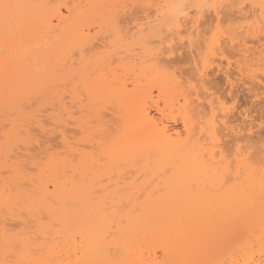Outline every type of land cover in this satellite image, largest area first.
Returning <instances> with one entry per match:
<instances>
[{
    "label": "bare ground",
    "instance_id": "1",
    "mask_svg": "<svg viewBox=\"0 0 264 264\" xmlns=\"http://www.w3.org/2000/svg\"><path fill=\"white\" fill-rule=\"evenodd\" d=\"M53 1L2 0L5 4L25 7L10 10L7 20L0 14V131H3L0 133V260L6 258V239L12 238L6 230L15 231L13 222L19 225L28 217L29 226L43 229L40 237L43 243L35 255H17L16 259L51 264H177L189 259H214L233 264L237 258L241 261L245 258L235 245L216 246L210 253L200 251L198 245L201 235L215 221L226 218L232 221L229 231L235 234L239 245L249 249L247 259L259 262L264 232V169L261 167L264 155L260 153L263 156L260 158L258 152L264 151L257 152L260 161H255L257 154L252 156L253 147L249 145L253 128H240L241 124L246 125V117L241 119L237 115L244 122L234 119L235 125L230 118L236 114H231L229 106L224 107L220 100L222 93L214 98V92L206 95L205 91L212 82L208 72L215 67L218 74L222 72L225 76L229 93L237 88H232L235 78V83L241 80L244 88L248 83L250 91L254 85L262 86L255 87L258 91L255 89V94L246 89L253 97L264 91L259 37L256 38L259 43L255 39L257 49L251 47L255 52L246 46V37L253 42L248 36L249 26L252 25L253 33L259 31L260 9H254L259 16L254 10L251 12V18L254 14L258 18L254 22L255 16L249 20L247 11L235 7L242 3L253 9L251 5L259 4L260 0H157V4L165 6L224 7L219 11L203 7L199 12L190 7L183 10L187 15L179 9L162 8V18L170 22L171 31L166 24L162 32H153L147 52L132 42V34L139 33L146 15L134 27L123 26L127 9L121 6L130 5L131 0ZM113 16L122 20L121 27L127 37L123 43H110L107 21ZM218 18L231 35L218 34L215 54L209 55ZM234 19L237 20L233 30ZM241 19L247 21L246 27ZM201 27L209 28L205 31L207 36L204 31L201 34ZM239 29L242 30L237 32ZM181 33L190 36L191 42L182 43ZM98 40H103L102 45H96L99 48L94 50L96 46H92ZM186 46L193 47L188 56L195 54L198 60L193 56L197 62L192 67L195 75L188 74L182 80L176 74V64H170L176 59L175 53ZM113 63H116L114 68ZM109 75L112 80L108 79ZM189 77L193 80L189 81ZM206 84L210 87L206 88ZM153 91L157 93L155 99ZM230 95L229 99H235V95ZM156 98L163 103L161 107ZM32 104L38 111L26 109ZM42 104L52 107L46 116L60 140L58 149L63 152H54L57 149L54 148L50 154L53 149H48L43 154L47 156L39 159V155L30 156L29 152L39 141L33 127L43 135L48 133L43 119L36 115ZM185 105L191 117L190 125L195 124L194 134L185 131ZM73 107L77 108L79 117ZM110 107L114 110L112 115L121 122L113 125L117 123L110 121L118 131L97 138L100 129L108 130L109 122L105 121L108 113H104ZM153 109L160 118L152 114ZM163 116H168L170 121L180 116L183 132L169 126V120ZM90 120H94V127L88 134L81 133L80 125L86 126ZM69 126H75L79 135H67ZM21 127L26 129L25 138L31 136L27 143H17ZM225 138L228 143H234L233 151L222 148ZM86 146L94 150L91 147L88 152ZM22 150L29 154V159L24 160L18 154ZM94 151L102 163L96 162ZM197 154L211 158L216 167H198ZM224 173L229 174L230 180L221 186ZM193 182L198 183L199 191L191 190ZM33 214L42 218L39 224L31 219Z\"/></svg>",
    "mask_w": 264,
    "mask_h": 264
},
{
    "label": "snow or ice",
    "instance_id": "2",
    "mask_svg": "<svg viewBox=\"0 0 264 264\" xmlns=\"http://www.w3.org/2000/svg\"><path fill=\"white\" fill-rule=\"evenodd\" d=\"M25 7L24 5L19 4H5L0 0V14H2L3 18L7 20L9 18L10 10L13 9H19ZM121 7L128 9L129 5L125 4ZM164 7L168 8H175L179 9L180 13L183 15H187L186 12L183 10L186 8L194 7L199 12L203 7L208 8H216L218 11L224 7V5H218V4H212V5H189V4H179V5H159V4H152V3H140V4H133L131 5L132 9H146L147 11L146 17L139 29V33H133L132 34V42L136 43V47L138 49H144L146 52L150 50L151 45V34L155 31H163V28L166 24L169 25V31H171V24L166 18H162V12L161 9ZM236 8L244 9L246 7L245 4H236ZM251 8L260 9V18L261 22L259 23V31L258 33H253L252 31V25L249 26V32L248 36L252 37L253 42L257 38V36L260 39V52H261V64H260V71L264 72V0H260L259 4H252ZM197 20H199V15H197ZM108 25L111 31L109 32L110 37V43L117 44V43H123L127 40V37L121 27L122 22L118 19V17H109L108 18ZM196 25L194 24L193 27ZM228 33L231 35L230 32H228V29L223 27V22L218 18L216 22L215 30L212 33L213 40L209 43L208 48V54H215V39L218 34L222 35ZM243 34V32H241ZM234 38V37H233ZM185 40L191 42L190 36H185L183 33H181V42L183 43ZM247 40V37H246ZM205 63H207V57H205ZM167 72V70H164ZM255 78V77H253ZM261 79H264V76L261 77ZM179 86V85H178ZM191 87V85H190ZM190 94V93H186ZM38 99H43V97H38ZM81 100L83 101V97H81ZM30 102H34L29 98ZM89 103H91V97H89ZM36 115H42V113H37ZM163 115V112L161 113ZM184 115V125H185V131L190 132L194 134V127L195 124L192 123L190 125L191 117L187 112L186 105L184 106L183 110ZM55 119V116H53ZM40 126L39 124L37 125ZM94 127V120H90L86 122V126L84 124L80 125V131L81 133L88 134L89 131ZM26 129L23 127L20 128V130L17 132V136L20 138L18 139L17 143H20L21 141L27 143L31 136L27 138L24 137V132ZM46 131V130H45ZM106 134L105 129H100L97 138L100 136H103ZM91 138V137H89ZM82 142H86L82 138ZM93 156L95 157V152H93ZM97 163H102L99 157H95ZM197 161H198V167L200 168H213L216 167V165L213 163L212 159L209 157L204 156L201 158L200 154H197ZM261 167L264 169V159L261 160ZM167 171V169L165 170ZM237 178H239L240 172L239 167L237 168ZM230 180V176L228 173H224L221 177L220 184L221 186L228 184ZM191 190L193 191H199V185L198 183L193 182L190 185ZM17 206H20V202H17ZM31 211V209H29ZM32 220L37 221V224H39L40 220L42 218H38L35 214L31 216ZM232 221L226 218H221L217 221H215L208 230H206L200 237V240L198 241L199 250L205 253H210L212 249L216 246H228V245H235L238 249V251L245 257L243 261L241 259L237 258L233 264H264V232H262L261 235V251H260V260L257 262L254 258L253 259H247L249 249L247 247H242L239 245L238 240L235 237V234L229 231L230 225ZM15 231H11V229H7L6 231L10 232V235L12 238L6 239L5 241V256L6 258L4 260H0V264H51V262H33V261H25L22 259H16L17 255L24 256V255H35V252L38 248V246L43 243L40 239L41 233L43 231L42 228L38 226H29V220L28 217H25L23 220H21V223L19 225L14 226ZM46 235V233H45ZM100 264H103V262H100ZM177 264H224V262H221L219 260L214 259H189V260H183L177 262Z\"/></svg>",
    "mask_w": 264,
    "mask_h": 264
},
{
    "label": "rangeland",
    "instance_id": "3",
    "mask_svg": "<svg viewBox=\"0 0 264 264\" xmlns=\"http://www.w3.org/2000/svg\"><path fill=\"white\" fill-rule=\"evenodd\" d=\"M124 1H125V0H124ZM127 1L129 2L130 0H127ZM127 1H125V2H127ZM131 1H132V2H131ZM131 1H130V5H129L128 3H126V4H128L130 7H129V9L126 10L128 13L126 12V15L123 16V19H124V20H123V26L125 25V27H132V26L134 27L135 24L140 23V19L142 20V18L146 15L145 13H146L147 11H149V10L145 11L146 9L143 10V9H139V8H137V9H132V8H131V5H133V3H136V1H137L136 4H138V2H139V4H140L141 2H140V0H135V1H134V0H131ZM153 1H155V2H153ZM153 1H151V2H153L154 4H155V3L157 4V2H156L157 0H153ZM53 2H57V3H58L59 0H56V1L54 0ZM151 2H150V3H151ZM142 3H143V2H142ZM148 3H149V2H148ZM59 6L61 7V9H63V7H62V3H61V2H60V4H59ZM253 10H254V9H249V8H248V5L246 4V7L244 8V12L247 11V12H245V13H247V14H245L244 12H242V13H244V14L247 16V18H248L249 20H251L256 14L259 16V12H256L257 10H254L256 14H254V16L251 18L252 14H253V13H251V12H252ZM227 11H229V10H227ZM232 11H233V10H232ZM232 11H231V13H230L231 16H232ZM254 11H253V12H254ZM229 12H230V11H229ZM229 12H228V14H229ZM234 12H235V9H234L233 13H234ZM248 12H250V13H248ZM141 13H142V14H141ZM144 14H145V15H144ZM191 14H192V13H191ZM250 14H251V15H250ZM235 15L238 16L237 14H235ZM139 16H141V17H139ZM142 16H143V17H142ZM224 16H225V14H224ZM226 16H227V14H226ZM228 16H229V15H228ZM256 17H257V16H255V17L253 18V20H254V19H258V18H256ZM135 18H136V19H135ZM224 18H225V17H224ZM137 19H138V20H137ZM228 19H229V18H228ZM228 19H227V20H228ZM230 19L232 20V18H230ZM230 19H229V20H230ZM237 19H238V18H237ZM237 19H234V20H233V23L236 22ZM248 19H247V20H248ZM205 20H206V19H205ZM241 20H242V19H241ZM121 21H122V20H121ZM125 21H126V22H125ZM238 21H240V20L238 19L237 22H238ZM256 21H257V20H256ZM127 22H130V23H127ZM242 22H244V24H245V22H246V24H248L247 21H245V20H244V21L242 20ZM252 22H253V21H252ZM252 22L250 21V23H252ZM254 22H255V20H254ZM124 23H125V24H124ZM205 23H206V22H205ZM207 23H208V22H207ZM224 23H227V24H228V21H226V22H224ZM233 23H232V24H233ZM128 24H129L130 26H129ZM209 24H211V23L209 22ZM235 24H236V23L233 24V27L236 26ZM246 24H245V27H246ZM207 25H208V24H207ZM211 25H212V29H213V24H211ZM229 25H230V24H229ZM239 25H242V24L239 23ZM209 26H210V25H209ZM223 26H225V25H223ZM226 26H228V25H226ZM202 27H203V25H202ZM202 27H201V29H202ZM231 27H232V26H231ZM243 27H244V26L242 25V28H243ZM245 27H244V28H245ZM210 28H211V27H210ZM235 28H236V27H234L233 30H234ZM237 28H238V24H237ZM131 29H132V28H131ZM201 29H200V30H201ZM204 29H205V28H204ZM206 30H207V32H208V31H209V28H207ZM206 30H203V29H202V30H201V34H203L202 32H203V31L205 32ZM241 30H242V29H239L237 32H239V31H241ZM211 31H212V30H211ZM211 31L209 32L210 34H211ZM207 32L204 33V36H205V35L207 36ZM92 33H93V32H92ZM209 33H208V35H210ZM210 36H211V35H210ZM202 38H203V37H202ZM207 38H208V37H207ZM204 39H206V38L204 37ZM250 39H251V38H250ZM256 40H257V39H256ZM102 41H103V40H98L97 42L95 41V42H94L95 45H93L92 47H94V46H96V45H98V46L102 45ZM251 41H253V40L251 39ZM256 42H258V40H257ZM259 42H260V41H259ZM259 42H258V43H259ZM248 43H249V44H248ZM250 43H251V42L249 41V38H248V39H247L246 46H247L248 48H249V46H250V48H251V47H256V49H257V43H255V41L252 42L251 44H250ZM185 44H186V43H185ZM260 44H261V43H259V47H258V48H260ZM98 46H96V49H94V50H97V49L99 48ZM186 47H187V46H186ZM186 47H183V50H182V49H181V50L179 49V51H180L179 53H177V52L175 53V54H176V59H175V60L172 59V61H173L174 63L171 62V64H170V66H173V65L176 64V65H175L176 67H175V66H174V67H175L176 69L178 68L177 70H178L179 72L176 71V70H174V71H176V74H178V75L182 78V80H185V78L188 76V74H194V75H195V73H194V72H195V69H192V67L194 68V65H196V63H197L196 61L193 60V56H194V59H195V57H196L195 54H192V53H191L192 55L190 54V57L188 56L189 53L191 52V51L189 52V49H192L193 47H192V48H188V47H187L188 49H187ZM250 48H249V49H250ZM252 49H253V48H251L249 51H250V52H253V51L255 52V51H256L255 48H254L255 50H253V51H252ZM91 50H93V49H91ZM187 50H188V51H187ZM259 50H260V49H259ZM259 50L257 51V53L259 52ZM184 51H185V52H184ZM192 51H193V50H192ZM200 51H201V50H199V52H200ZM187 52H188V53H187ZM86 53H87V52H86ZM181 53H182V54H181ZM195 53H196V50H195ZM257 53H256V54H257ZM196 54H197V53H196ZM173 56H175V55H173ZM177 56H178V57H177ZM191 56H192V58H191ZM189 58H190V59H189ZM197 58H198V56L196 57L195 60H198ZM232 58H233V57H232ZM230 59H231V58H230ZM235 59H236V57H235L234 59H231V61H235ZM190 60H191L192 62H191ZM189 62H190V63H189ZM195 62H196V63H195ZM191 63H194V64H191ZM114 64H115V66H114ZM190 66H191V67H190ZM223 66H224V65H223ZM114 67H116V63H113L112 68H114ZM175 68H174V69H175ZM212 68H214V67H212ZM189 69H190V70H189ZM172 70H173V68H172ZM231 70H232V69H231ZM190 71H191V72H190ZM212 71H213V72H212ZM232 71H233V70H232ZM232 71H231V72H232ZM117 72H119V73H117ZM180 72H181L182 74H181ZM209 72H210V74H209ZM209 72H208V79L211 77L210 80H211L212 82L210 81V82H211V84H210L209 81H206V83L209 82V84H210V86H211V87H210V86H209V87H210L211 90H210V89L206 90V91H205V92H207L206 95H207L209 92H211L212 94H214V93L216 94V92H218V93L216 94L217 96H215V94H214V96L211 94V96H213V97L215 98V97H219V96H220L219 93H222V96H220V97H222V98H221L220 100H221V102L225 105L224 107L227 108V107L229 106V107H228V110L230 109L229 111L231 112V114H234V113L236 114V115H232V116H233V119H232V116H231V118H230L231 120L236 119V120L238 121V123L246 121V122H247L246 125H248V123L252 121V122L250 123L252 126H251L250 124H249L248 126H246L245 124H243V125L241 124L242 127H241L240 125H238L237 127L239 128V126H240V128H243V127L245 126V127H250V128L252 127V128H253V131H254V132H253L252 130H250V131H252V132H251L252 135H250V136H252V137H250L252 143H249V145H250L251 147H253V148H251L252 150H250V151H251V153H252V156H253V153H254V155L257 154V155H256V158L254 157V158H255V161L259 160L261 157H263L262 154L264 155L263 152H258V151H261V150L264 151V95H263V92H264V91H263V89H262L261 95H259L260 97H259V96H258V97H257V96H256V97L254 96V97H255V98H254V97H253V94H255L256 91H257V89H256L255 87L262 88V86L254 85V84H253V85H254V89H253V87H250V88L253 89V91H252V90H251V91H252V93H253V92H254V93L251 94V93H250L251 91H250L249 89H247L248 86H249L248 83H246L245 88H244V87H243L244 85L242 86L241 83H240L241 80L238 79V80L240 81V82H239L240 84H239L238 82H237L238 84H236L234 80H236L237 78H235V79L233 78V79H234V80H233V85H234V86H232V88H233V87H237V88H236V89L233 88L231 93H233V95H235V96H234L235 99H232V98L229 99L228 96H229L231 93H229V91H227V90H228V88H227L228 86H226V85H227V84H226V80L224 81L225 76L222 75V72H220V73L218 74L217 72H219V71L216 72V67H215L214 70L211 69V71H209ZM116 73H117L118 75H120V71L117 70ZM211 73H212L213 75H212ZM214 73H215V74H214ZM186 74H187V75H186ZM209 75H211V76L209 77ZM109 76H110V75H109ZM109 76H108V77H109ZM182 76H183V77H182ZM190 76L193 77V75H190ZM112 78H113V77L110 76V78H108V79H109V80H112ZM191 79H192V78L189 77V81H191ZM192 80H193V79H192ZM238 80H237V81H238ZM245 82H246V81H245ZM209 84H208V85H209ZM242 84H244V82H243ZM237 85H238V86H237ZM240 85H241V87H240ZM253 85L250 84V86H253ZM205 86H206V88H209V87H207V84H206ZM259 88H258V89H259ZM263 88H264V87H263ZM226 89H227V90H226ZM234 89H235V90H234ZM246 89L249 90L250 92H248ZM255 89H256V91H254ZM223 90H226V93H225V91H223ZM238 90H239V91H238ZM259 90H261V89H259ZM213 92H214V93H213ZM237 92H238V93H237ZM246 92H247V93H246ZM257 92H258V91H257ZM259 92H260V91H259ZM152 93H154V94H153V95H154V96H153V99H155L154 97H156L155 94L157 95V93H156V91H155V92L153 91ZM224 93H225V94H224ZM223 94H224L225 96H223ZM201 95H202V94H201ZM206 95H204V96L206 97ZM209 95H210V93H209ZM233 95H230V96L233 97ZM200 97H202V96H200ZM205 97H204V98H205ZM223 98H224V99H223ZM225 98H226L227 100H226ZM65 99H66V100H65V102H66V101L68 100L67 96H65ZM156 99H157V98H156ZM202 99H203V98H202ZM254 99H255V100H254ZM158 100H159V99H157V101H158ZM225 100H226V101H225ZM228 100H229V102H228ZM155 101H156V100H155ZM160 101H161V100H160ZM160 101H158V103H159ZM224 101H225L227 104L224 103ZM68 103H69V100L66 102V105H67V106H68ZM161 104H163V103H162V102L159 103L160 107L162 106ZM42 105H43V104H42ZM38 106H39V105H38ZM43 106H44V105H43ZM43 106H42V107H43ZM40 107H41V105H40ZM40 107H39V109H40ZM42 107H41V110H40V111H41V113H43V114H42L43 116L40 115L41 117H39V118L43 119L42 124L44 123V124H43L44 126H45V124H46V131H48L49 134L46 133V135L44 134V135H45V136H44L41 132H39V130H37L36 127H33V132L35 133L36 137H37V135H38L37 138L39 139V141H38L37 146H34V147L31 148V149L34 148L35 150L37 149L36 152H35V151H32L31 149H30V152H29V153H30V156H32L31 154H33V156H36V157H37V155H39V156H38L39 159H40V158H41V159H44V158H42V157L47 156V155H43V154H45L46 151H48V149H51V150L53 149L52 151H50V152H51L50 154H52V152H53L56 148H57V149H56L54 152H56V151H57V152H58V151H62L61 149H58V148H60L61 146H60V140H59L58 138H56L57 133H56V134L53 133V132H54V131H53L54 128H53L52 125H49L51 121L49 120V117L46 116V115H47L46 112L48 111V113H49V110L52 111V109H51L52 107L50 108V106H48V105H47V106H44V108H42ZM46 108H49V109L47 110ZM232 108H233L234 110H233ZM26 109L32 111V110L37 109V106L32 104L30 108H26ZM44 109H45V110H44ZM72 109L76 111V115L78 114V115L80 116V114L77 113V110H76L77 108H74V107H73ZM108 109H110L111 111L108 110ZM108 109H106L107 111L104 110V112L106 111L104 114L108 113V115L106 114V116H108L109 118H108V117H105V121L109 122V123H107V125H108L109 127H108V126H107V127H108V130H111V131H108V130H106V129H105V130L107 131L106 134H107L108 132H110V134H111V132H112L114 129H116V126H113V125H118V123H119V125H120L121 122L117 120V117L114 116V114L112 115V113H113L114 110L112 111V108H111V107L108 108ZM73 110H72V111H73ZM231 110H232V111H231ZM37 111H38V109H37ZM37 111H36V112H37ZM40 111H39V112H40ZM75 111H74V112H75ZM246 111H248V112H246ZM39 112H37V113H39ZM165 112H166V111H165ZM240 112H242V113H240ZM176 113H177V112H176ZM243 113H244V114H249L248 117H249V116H250V117L248 118L247 115H243ZM50 114H51V113H50ZM152 114H153L154 116L158 117V118L161 117L160 115L158 116V114L156 113V111H155L154 109L152 110ZM164 114H165V113H164ZM231 114H230V115H231ZM241 114H242V117L240 116ZM78 115H77V116H78ZM111 115L113 116L112 118L110 117ZM165 115H166V114H165ZM168 115H169V114H168ZM173 115H174V114H173ZM237 115H239V117H240L241 119H242V118L244 119L245 117H246V118L244 119V121H242L240 118H237ZM79 116H78V117H79ZM42 117H46L47 119H46V118H42ZM74 117H75V114H74ZM163 117H165L164 120H166L167 122H168V120H169V122H168V125H169V126H171L172 128L176 129L177 131H179V132H181V133L183 132V130H182V129H183V126L181 125V119H179L180 116H179V118H178V117H177V118L175 117L176 119H174V121H173V120L170 121V119L167 120L168 116H163ZM166 117H167V118H166ZM172 117H173V116H172ZM107 118H108V119H107ZM114 118H115V120H114ZM170 118H171V117H170ZM173 118H174V117H173ZM110 119H111V120H110ZM247 119H250V121H249V120L247 121ZM116 120H117V121H116ZM239 120H240V121H239ZM45 121H49V122L46 123ZM110 121H112V122L115 121V123H117V124H114V122H113V125H112V124H110V123H112V122H110ZM232 122H234V124H235L236 121L234 120V121H232ZM238 123H237V124H238ZM2 124H3V125H2L3 130L5 129L4 131H6L7 128L4 127V126H6V125H5V122H2ZM70 124H72V123H70ZM48 125H49V127H48ZM235 125H236V124H235ZM50 127H51V128H50ZM117 127L119 128V126H117ZM234 127H236V126H234ZM109 128H111V129H109ZM0 129H1V127H0ZM44 129H45V128H44ZM68 129H69V130H68ZM68 129L66 128V130H67L68 132H70L71 134L67 132V133H68L67 135H70L71 137H73V136L76 137L77 135H79V132H77L78 129H77L75 126H72V127L69 126ZM46 131H45V132H46ZM49 131H50V132H49ZM71 131H72V132H71ZM116 131H118V130H114L113 132L115 133ZM1 132H3V131H0V133H1ZM51 132H52V133H51ZM36 133H37V134H36ZM72 133H74L73 136H72ZM77 133H78V134H77ZM114 133H112V134H114ZM245 133H247V132H245ZM245 133H244V134H245ZM108 134H109V133H108ZM110 134H109V135H110ZM0 135H1V134H0ZM42 135H43V136H42ZM241 135H243V134H241ZM253 135H254V136H253ZM39 136H40V137H39ZM0 137H1V136H0ZM79 137H80V136H79ZM108 138H109V137H108ZM227 138H229V137H227ZM227 138H225V140H226ZM79 139H80V138H79ZM229 139H230V141H231V138H229ZM229 139H228V141H229ZM252 139H253V140H252ZM251 141L249 140V142H251ZM40 142H41V143H40ZM39 143H40V145H39ZM93 143H94V142H93ZM93 143H91L90 145H92ZM224 143H225V144L222 145V148H225V149L227 148V149H229L228 146H227V145H229L230 149H229V150H227V149H226V150L223 149V150H225L226 152H229V151H233V150H234V149L232 150V148H234V147L232 146V144H234L233 142L230 144V142L228 143L227 140H226V142L224 141ZM226 144H227V145H226ZM57 145H58V146H57ZM90 145H88V146H90ZM230 145H231L232 147H231ZM40 146H41V147H40ZM95 146H96V145H95ZM223 146H224V147H223ZM226 146H227V147H226ZM35 147H36V148H35ZM91 147H92V146H91ZM91 147H87V146H86V148H88V150H87L88 152H89V149H91ZM93 147H94V145H93ZM93 147H92V148H93ZM39 148H40V150H39ZM54 148H55V149H54ZM86 148H85V149H86ZM34 149H33V150H34ZM95 149H96V148H95ZM43 150H44V151H43ZM93 150H94V148L92 149V151H93ZM22 151H23V150H22ZM22 151H19L18 154L20 153V155L24 156V157H25V158H23L24 160L29 159V158H30V157H29V154L26 153V152L24 153V151H23V152H22ZM252 151H253V152H252ZM62 152H63V151H62ZM94 152H95V151H94ZM226 152H225V153H226ZM255 152H256V153H255ZM257 152H258L259 154L262 153V154L259 155L260 158H258V159H257V157H259V156H258V153H257ZM230 153H231V152H230ZM47 154H49V152H48ZM226 154H227V153H226ZM228 154H229V153H228ZM25 155H26V156H25ZM40 155H41V156H40ZM27 156H28V157H27ZM26 157H27V158H26ZM252 158H253V157H252ZM254 158H253V159H254ZM256 159H257V160H256ZM34 161H35V160H34ZM37 161H38V160H37ZM40 161H41V160H40ZM43 161H45V160H43ZM259 161H260V160H259ZM31 169H32V168H30V170H31ZM32 171H33V170H32ZM29 172H31V171H29ZM11 223H12V222H11ZM13 224H14V226H15V222H13ZM13 224H12V226H13Z\"/></svg>",
    "mask_w": 264,
    "mask_h": 264
}]
</instances>
